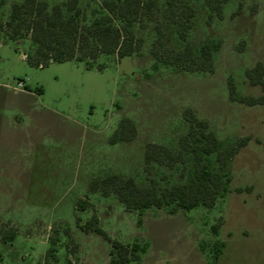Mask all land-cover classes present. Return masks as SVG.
Masks as SVG:
<instances>
[{
	"label": "rangeland",
	"instance_id": "obj_1",
	"mask_svg": "<svg viewBox=\"0 0 264 264\" xmlns=\"http://www.w3.org/2000/svg\"><path fill=\"white\" fill-rule=\"evenodd\" d=\"M21 1L6 0L0 22ZM187 1L197 11L189 35L195 50L222 40L213 71L154 68L157 12L146 28L135 26L144 39L140 54H105L93 66L75 59L35 66L27 59L32 39L0 44V230H18L14 241L0 239V264H110L112 242L82 226L95 213L113 239L149 243L141 264H264V104L234 99L230 88L232 82L243 96L264 94L249 78L264 65V0H228L222 16L212 18L205 0ZM80 3L91 15L100 0ZM187 108L209 122L221 148L243 139L225 167L229 189L211 207L148 209L140 226L138 212L91 185L113 174L143 178L147 145L178 147L188 131ZM125 118L137 137L113 142ZM191 167L190 160L173 170L156 166L151 176L164 186L186 180ZM87 198L92 205L80 210Z\"/></svg>",
	"mask_w": 264,
	"mask_h": 264
},
{
	"label": "trees",
	"instance_id": "obj_2",
	"mask_svg": "<svg viewBox=\"0 0 264 264\" xmlns=\"http://www.w3.org/2000/svg\"><path fill=\"white\" fill-rule=\"evenodd\" d=\"M227 1L205 0L211 18L213 13L222 16ZM5 3L6 0H0V9ZM88 7L82 6L80 0H69L55 5L47 0L16 2L9 18L0 22V44L5 40L32 39L36 47L27 53V59L35 66L74 59L93 66L105 54H116L120 59L140 54L144 39L137 36L135 26L139 23L141 28H146L148 20H154L157 12L161 21H157L155 25L157 40L152 49L154 68L157 70L161 66H173L188 72L214 70V56L221 50L222 40L210 38L199 50H195L189 35L195 25L197 11L187 0H168L165 5H161L159 0H100V5L91 15ZM165 28L168 33L164 32ZM176 33L184 42L181 50L174 46ZM249 78L251 84L261 85L264 93V65L261 62L250 70ZM26 87L32 90L31 86ZM230 88L234 99L250 105L264 104V94L258 97L243 96L236 91L232 82ZM38 92L43 93L44 89L38 88ZM185 120L188 131L180 137L178 147L159 143L147 145L146 175L143 178L138 180L132 176L113 174L101 180L95 179L91 190L101 191L106 196L117 195L127 211L139 213L140 226L144 223L143 215L151 208L177 213L199 205H215L217 199L223 197L229 189L225 167L243 145V139L235 145L221 148L209 122L200 118L193 108L185 110ZM137 134L135 123L130 118H125L112 140L133 141ZM212 154H216L215 160L209 157ZM186 160L192 162L186 180L163 186L151 176L156 166H167L173 170ZM91 205L87 198L82 199L78 207L84 210ZM82 226L88 232L96 231L112 242L110 264H141L143 255L149 250L150 245L146 241L136 239L125 243L113 239L100 225L97 213L87 225ZM17 234L15 227H11L9 232L0 230V239L14 241ZM219 248L217 243L216 256ZM3 259L0 254V262Z\"/></svg>",
	"mask_w": 264,
	"mask_h": 264
},
{
	"label": "built area",
	"instance_id": "obj_3",
	"mask_svg": "<svg viewBox=\"0 0 264 264\" xmlns=\"http://www.w3.org/2000/svg\"><path fill=\"white\" fill-rule=\"evenodd\" d=\"M24 85H25V84H24L23 82L20 83V86H21V87L24 86ZM25 87H26V86H25Z\"/></svg>",
	"mask_w": 264,
	"mask_h": 264
}]
</instances>
